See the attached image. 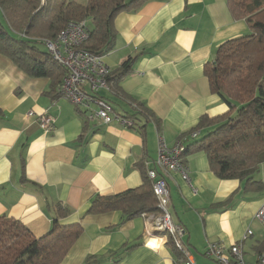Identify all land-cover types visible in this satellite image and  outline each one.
I'll return each instance as SVG.
<instances>
[{
    "label": "crops",
    "instance_id": "0c3cea01",
    "mask_svg": "<svg viewBox=\"0 0 264 264\" xmlns=\"http://www.w3.org/2000/svg\"><path fill=\"white\" fill-rule=\"evenodd\" d=\"M226 1L149 0L114 18L116 39L102 56L113 71L136 55L119 82L129 98L106 90L99 95L122 116L132 111L131 102H142L159 120V128L147 122L144 134L88 117L83 107L47 93L50 78L32 77L0 54V216L20 221L36 237L54 217L61 224L80 223L83 233L59 264H177L180 257L167 235L141 215L121 222L119 210L86 211L96 195L139 186V165L154 166L159 139L172 147L201 115L227 110L203 73L222 42L248 32ZM43 113L54 120L48 131L37 122ZM197 132L196 137L203 133ZM183 162L190 183L177 171L168 173L169 211L184 228L196 263L217 264L205 255L208 243L229 247L247 228L253 235L244 242V259L251 263L264 238V226L254 219L264 202V162L255 175L263 188L254 191H244L237 179L218 178L203 151ZM56 205L68 211L57 216Z\"/></svg>",
    "mask_w": 264,
    "mask_h": 264
},
{
    "label": "trees",
    "instance_id": "16d2710c",
    "mask_svg": "<svg viewBox=\"0 0 264 264\" xmlns=\"http://www.w3.org/2000/svg\"><path fill=\"white\" fill-rule=\"evenodd\" d=\"M149 0H0V54L10 58L32 77L51 79L47 93L61 96L57 87L67 69L39 45L54 39L70 20H88L89 36L82 48L104 55L116 39L114 18L135 11ZM233 19L243 20L248 32L222 42L210 61L203 65L209 89L227 105L216 116L201 115L195 127L177 141L181 156L203 151L210 170L221 179H237L244 191L263 188L255 179L264 162V0H227ZM135 56L127 57L107 78L109 91L121 99L129 97L119 85L131 72ZM126 115L131 128L144 134L147 122L159 120L142 102H131ZM0 115L2 111L0 109ZM202 130L198 137L191 133ZM190 134V135H189ZM185 138V139H184ZM184 139V140H183ZM142 182L126 191L96 195L86 211L99 214L121 211L122 221L159 212L147 169L140 165ZM56 214L68 209L56 205ZM83 233L80 223L61 224L52 218L49 230L36 237L20 221L0 216V264H59ZM169 240V239H168ZM264 249V238L257 252Z\"/></svg>",
    "mask_w": 264,
    "mask_h": 264
},
{
    "label": "built area",
    "instance_id": "2783aa9c",
    "mask_svg": "<svg viewBox=\"0 0 264 264\" xmlns=\"http://www.w3.org/2000/svg\"><path fill=\"white\" fill-rule=\"evenodd\" d=\"M90 23L70 20L54 39H44L46 50L54 60L67 69L57 87V92L69 100L73 105L83 107L88 117L98 119L102 123L117 121L124 127H133L131 119L114 112L108 100L99 95L101 90L109 91L107 78L112 72L102 55L91 53L82 48V44L89 36ZM33 112H28V115ZM38 125L48 131L53 118L43 113L38 115ZM197 131L191 133L192 137ZM183 145L177 142L168 147L159 139L154 166L147 168V176L152 180V191L157 199L159 212L156 214H141L153 229L162 230L178 253L180 260L177 264H197L193 253L184 240V228L173 222L169 211V191L166 177L170 171L179 172L183 179L190 183L188 171L183 157ZM196 192V189H193ZM254 219L264 226V202L256 210ZM253 235V230L247 228L241 239L225 247L221 243H208L205 255L216 261L217 264H264V249L257 252L252 263L244 259V242Z\"/></svg>",
    "mask_w": 264,
    "mask_h": 264
},
{
    "label": "rangeland",
    "instance_id": "374dc122",
    "mask_svg": "<svg viewBox=\"0 0 264 264\" xmlns=\"http://www.w3.org/2000/svg\"><path fill=\"white\" fill-rule=\"evenodd\" d=\"M43 1H45V0H41V2H43ZM39 46H40L42 49H44V50L46 49V48H45V45L42 44V43H41ZM257 238H258V237H255L254 240H256ZM249 258H250V257H248L247 255H245V261H246V260L249 261ZM250 260H251L252 262L254 261V259H250ZM247 261H246V262H247ZM252 262H251V263H252Z\"/></svg>",
    "mask_w": 264,
    "mask_h": 264
}]
</instances>
